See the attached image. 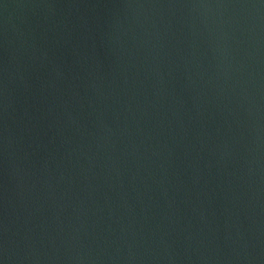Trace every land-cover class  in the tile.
I'll list each match as a JSON object with an SVG mask.
<instances>
[{"label": "water", "instance_id": "water-1", "mask_svg": "<svg viewBox=\"0 0 264 264\" xmlns=\"http://www.w3.org/2000/svg\"><path fill=\"white\" fill-rule=\"evenodd\" d=\"M0 264H264V0H0Z\"/></svg>", "mask_w": 264, "mask_h": 264}]
</instances>
